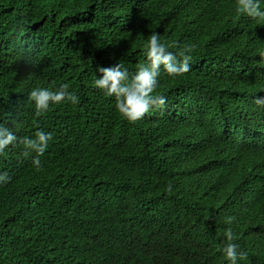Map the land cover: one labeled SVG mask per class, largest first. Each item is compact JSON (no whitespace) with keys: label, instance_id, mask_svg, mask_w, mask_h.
Here are the masks:
<instances>
[{"label":"trees","instance_id":"obj_1","mask_svg":"<svg viewBox=\"0 0 264 264\" xmlns=\"http://www.w3.org/2000/svg\"><path fill=\"white\" fill-rule=\"evenodd\" d=\"M33 1L43 34L33 55L37 82L43 78L57 88L69 85L79 103L65 101L66 113L94 142L88 154L79 150L61 119L52 115L50 104L47 113L25 116L22 125L25 137L33 138L38 130L52 133L39 156L42 167L37 170L33 165L35 152L23 155V146L13 154L8 146L0 154V173L11 177L8 183H0L4 192L0 198L11 202L0 209V225L17 223L30 227L41 239L50 236L28 255L40 251L36 260L23 264H230L222 251L228 229L248 254L237 264H264L262 178L255 177L258 183L246 186L253 170L264 176V106L254 102L264 96V60L256 57L264 48V21L238 13L237 0H198L199 4L195 0ZM260 5L264 10V0ZM134 14L140 19L132 22L128 17ZM80 16L85 23L71 22ZM153 32L160 34L169 51L191 45V70L174 77L161 67L157 92L166 95V106L150 117L155 118L150 126L158 120L155 130L141 134L139 123L128 122L116 110L114 97L101 89L90 90L102 77L99 67L118 62L130 67L145 61V45ZM253 42L256 48L250 50ZM42 48L47 52L38 58ZM176 77L179 80H173ZM10 81L0 73V97L14 87ZM36 83H19L17 91L29 94ZM16 104H21L18 98ZM28 108L35 110V105ZM235 109L247 118L239 117ZM0 112H5L1 102ZM40 118L45 120L42 129ZM0 124L6 125L1 115ZM146 127L147 121L142 130ZM194 128L198 131L193 134ZM157 144L165 151L164 163L155 150ZM100 159L104 162L95 172ZM44 173L53 179L54 222L33 220L30 211L37 215L42 210L32 206L30 195L22 191L33 190ZM77 173L82 175L79 183L93 181L100 189L85 194L76 183L63 202L57 181ZM165 174L171 177L158 185ZM156 185L158 196L146 197L143 205H137L146 219L140 221L138 214L128 218L118 211V204L137 203L134 195ZM38 197H44L43 190L35 193ZM104 205L107 215L96 222L85 224L89 216L77 217L80 209L88 208L92 214ZM106 219L108 233L118 229L110 237L97 227ZM0 238V262L15 264L21 248L7 239L1 227Z\"/></svg>","mask_w":264,"mask_h":264},{"label":"bare ground","instance_id":"obj_2","mask_svg":"<svg viewBox=\"0 0 264 264\" xmlns=\"http://www.w3.org/2000/svg\"><path fill=\"white\" fill-rule=\"evenodd\" d=\"M191 2L192 0H189V3ZM195 2L199 4L198 0H195ZM128 19L134 22L136 19H140V17L139 15L134 14L131 17L129 16ZM38 21L39 16L33 0H0V73L4 79L12 80L8 82L9 84H14L13 88L9 89L2 97H0V102L4 104L5 111L0 112V115L3 116L6 126L11 128V130L14 132V134L17 135L18 138L25 137L24 130L22 128V125L25 123V116H36V110H30L28 108L30 105L34 104V102H30L28 100L29 94L20 95L17 91V88L19 83L33 84L37 82L36 65L34 63L36 61L34 60L33 55L35 51L39 48V44L43 38V34H41ZM76 21H81V23H85L86 19L84 18V16L75 17L71 19V22ZM79 24L80 23H77V25ZM116 41H118V36L115 39V42ZM254 48L256 47H254L253 42V48L249 49L253 50ZM46 52L47 49L42 48V52H40L37 57H43ZM256 57H258L260 60L261 54L258 53ZM146 62L147 60L143 61L141 64H144ZM137 67L138 65L135 64L134 69L137 70ZM134 72L135 71H133V73ZM173 80L179 79L178 77H176ZM36 85L37 88H48L52 90H55L57 88L55 83L52 82L50 79L39 78ZM46 85H51L53 88L47 87ZM94 88L95 89L90 91L92 92L98 89L96 87ZM175 88L183 94L181 85H177V87ZM0 90H2V87H0ZM17 98L21 101V104L19 105L16 104ZM180 99H183V95L180 97ZM12 104H14V106ZM51 108L52 115L61 119L63 124L62 128L67 134V136L75 143L79 150H84L86 151V154H88V147L91 146L94 142L92 136L79 131V125L67 115L66 106L64 105V102H61L59 104H51ZM22 109L25 110L24 114H19L15 116V114H17ZM235 112L239 115V117L247 118L244 113H239L236 109ZM153 119L155 118H150L149 114H147V116L139 122L137 128L138 131L141 134L153 132L158 124V120H155L152 126H150ZM146 121L148 127H146L145 130H142ZM44 125V118H40L38 121V127L42 129ZM253 125H255L254 127L256 128H259L258 125ZM96 131L100 132L99 125L96 126ZM197 131L198 128H194L193 134ZM250 141L251 139H248L246 142L248 143ZM21 146L22 145L19 143L15 145H10V150L8 151V153L13 154L15 150H17ZM155 150L159 153V160L164 163L166 161L164 149L161 148L159 144H157ZM245 157H248V151H246ZM103 162V159H100L97 162L95 172L100 169V166L103 164ZM95 172H93L91 175L95 176L93 175ZM252 172L254 173V177L251 178L250 182L246 186L250 188L251 186H255L258 183V179H254L256 177L262 178V184L259 185L262 187L264 185V176H262V174L258 172V169H255ZM81 177L82 175L77 173L60 177V179L57 181V189L60 192V199L63 202H67V190H69L74 184L79 183ZM169 177H171L170 174L163 175L161 178H159L158 185H163L164 181ZM52 182L53 179L48 177L47 173H44V177L33 187V190H22L30 195L31 205L38 210H42V212L38 213L37 215L30 211L31 218L33 220L37 219L39 221L43 220L49 222H54L56 220L54 214L55 208L52 203L50 194V185L52 184ZM158 185L153 187H143V189L140 190L138 194L134 195L135 198L139 199L137 203H131L129 200H124L123 203L118 204V211L128 218H131L133 217V215L138 214L140 216V221L146 219L144 212L141 211L137 205H143L146 202V197L158 196ZM78 186L79 190L83 191L85 194H90L100 189L99 187L93 186V181H89L88 183H79ZM87 186H90V188L85 189V187ZM261 187L257 188L260 189ZM39 190H43L44 197H38L35 199V193H38ZM3 193V191H0V197H3ZM128 202L130 203L129 207L126 205ZM10 204L11 202L9 200L0 198V209L7 208ZM106 207L107 205H104L92 214L88 213L90 211L88 208L80 209L77 212V217L83 220V218L89 216L91 220L89 222L85 221V224L96 222L100 218L106 217L108 212ZM108 221L109 220L106 219L104 223H100L99 225H97V227L100 231H104L105 236L110 237V234L117 232L118 229L117 231H110L108 233L104 226L105 224H107ZM0 227L1 230L6 233L7 239L10 242L19 246L22 250L21 254L17 257L15 264H23L25 260H28L29 262L35 261L41 252H34L32 257L28 258V255L30 254L31 250L33 248L38 249V244H44V240L50 238V236H44V238L41 239L38 237V233L36 231H34L28 226H21L17 223H7L5 225H0ZM45 227L46 229H49L50 224L45 225ZM135 228L140 229L138 225H135ZM80 237L81 235H79V238ZM17 241H20V244L17 243ZM24 245H26L27 247H23ZM46 259H50V257H47ZM0 264H2V262H0Z\"/></svg>","mask_w":264,"mask_h":264},{"label":"clouds","instance_id":"obj_3","mask_svg":"<svg viewBox=\"0 0 264 264\" xmlns=\"http://www.w3.org/2000/svg\"><path fill=\"white\" fill-rule=\"evenodd\" d=\"M236 10L253 20L264 21L260 0H237ZM192 51L191 45L183 46L176 52L169 51L168 47L161 43L160 34L153 32L145 45L146 63L138 65L137 70L134 69L136 63L130 67L121 62L112 67H99L98 71L102 73V77L95 79V87L103 90L107 96L114 97L115 108L124 119L130 123H139L147 114L151 117L154 112L166 106V95L157 92L161 81L158 78L161 67L168 75L174 77L189 72ZM260 54L264 60V48ZM68 89L67 83L55 90L34 88L30 91L28 100L34 102L36 115L40 116L48 111L50 104L65 101L78 104L79 97ZM254 102L258 106H264V96H257ZM52 138V133L42 130L36 131L33 138H18L11 128L0 124V154H3L8 146L19 143L25 149L23 155L28 156L30 152L37 154L33 165L39 170L42 167L39 156L46 151ZM10 180L7 172L0 173V183ZM167 191L169 194L172 192L171 184L168 185ZM223 235L225 240L222 251L230 264L247 259V252L237 244V237L232 230H226Z\"/></svg>","mask_w":264,"mask_h":264}]
</instances>
